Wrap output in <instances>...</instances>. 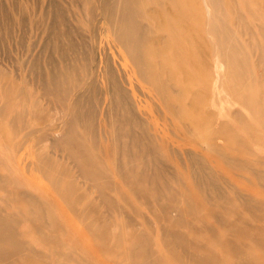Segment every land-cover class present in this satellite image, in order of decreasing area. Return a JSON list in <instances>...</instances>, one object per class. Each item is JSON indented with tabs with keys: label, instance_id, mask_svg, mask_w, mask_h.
<instances>
[{
	"label": "bare ground",
	"instance_id": "6f19581e",
	"mask_svg": "<svg viewBox=\"0 0 264 264\" xmlns=\"http://www.w3.org/2000/svg\"><path fill=\"white\" fill-rule=\"evenodd\" d=\"M72 1L82 12L80 20L86 21V27L73 26L69 17L77 18L58 0L41 3L40 19L32 24L41 28L39 35L43 37L33 60L36 96L57 108L56 116L63 118L61 127L57 125L59 131L52 132V143L56 147L63 144L65 160L60 162V157L52 158L41 148L35 152L32 165L68 210H52L53 195L42 198L34 190L8 191L9 183L15 180L11 171L18 175L16 169L20 168L3 158L10 168L9 173L0 174V190L4 192L0 197L4 204L0 203V264H89L88 260L104 264L92 254L94 251L84 249L86 240L73 228L68 213L83 221L87 230L92 227L91 235L99 251L104 252L101 256L114 263L123 259L125 264H263L259 254L258 260L250 259L249 240L255 237L252 249L263 253L264 259V236L247 235L249 227L242 224L250 216V220L264 222V203L249 196L243 205L239 189L224 181L217 167V159L228 157L229 148H221L215 139L219 136L237 143L234 140L241 136L227 122L214 128L217 114L208 108L218 87H224L227 97L239 96L241 104H249L241 93L246 86L242 74L248 71L235 55L238 47L220 39L217 53L216 43L213 48L208 45L203 28L206 15L199 0ZM214 2L220 9L221 0H205L204 5L210 8L211 4L212 8ZM223 16L212 29L215 39L218 33L230 38L229 29L222 28ZM17 23L25 26L23 13H19ZM234 57L238 61L231 63ZM213 58L222 64L219 76L223 82L216 88L209 62ZM263 59L259 50L256 60L263 64ZM17 85V81L3 84L0 120L7 131L21 134L29 127L23 117L27 109L24 104L31 100L32 111L27 112L35 115L37 126L25 131L21 136L24 142L29 137L33 140L38 128L54 122L55 116L48 112V105H39L34 94ZM13 98L20 102L19 110L11 107ZM260 115L264 116V111ZM227 116L242 129L246 120L248 124L252 120L238 111ZM45 134L34 139H49ZM86 144L99 145L97 154L110 159L111 164L105 160L97 166ZM224 166L232 169L236 165ZM152 169L158 172L152 173ZM106 170H112L142 206L146 203L148 219L139 214L142 223L130 224L133 229L129 234L111 215L122 207L110 197L120 192L117 183L106 180ZM91 188L96 196L86 199ZM234 204L241 211L232 216ZM55 215H60V220ZM150 228L158 229L159 245L169 254L170 263L154 256L152 240L146 233ZM257 230L264 232V228ZM65 233L70 241L60 238ZM217 248L227 252L230 259L216 257Z\"/></svg>",
	"mask_w": 264,
	"mask_h": 264
},
{
	"label": "rangeland",
	"instance_id": "374dc122",
	"mask_svg": "<svg viewBox=\"0 0 264 264\" xmlns=\"http://www.w3.org/2000/svg\"><path fill=\"white\" fill-rule=\"evenodd\" d=\"M58 1L59 5L67 8V10H69L68 13H72L74 15V18H77L75 20L69 17L70 23L73 26L77 27L82 24L86 27V21L84 22V20H80V15L83 17L82 12H80V10L76 7V4H74L72 0ZM46 2L47 0H0L1 100L3 99L1 98V94L4 92L3 84L5 82L17 81V88H21L26 92H31L32 94H34L39 105H48L47 100H42L36 96V94L38 93V88L36 86V75L33 70V60L39 53L43 37L39 35V31L41 28L39 26L35 27L34 25H32L34 21H38L40 19L41 3L45 4ZM204 2L205 0H199L201 11L206 15L205 24L203 25L205 31V41L211 48H213L214 43H216L217 53L220 52V49L218 48L221 44V42L219 41L220 39H222L223 42H230L231 44L236 45L238 49L236 48L235 55L239 59H242L243 64L245 65L244 68L246 69V71H248L247 74H242L246 86L242 89L241 93L242 98H247L249 104H241L240 100L238 99L240 98L239 96L233 98L227 97L224 87H218L217 93L213 95L215 97L213 104L211 100H209L208 102V108L210 107L211 110L217 114V118L215 120L216 125L214 126V128L217 129V127H219L218 123L227 122L229 124V127L237 130L241 136L240 140L233 139L234 141H237V143L232 142V139L226 142L224 137L219 136L215 139L216 143L218 144V146H221V148H229V156L225 158H228L226 162L225 159H221L223 156H220L219 158L217 157V160L222 162L221 163L218 161L217 167L224 174H222V176L225 178L223 180L233 185V188H235V190L236 188L239 189L238 192L242 194L240 202L243 205L245 204V198H251L249 196H252V198H255L257 201L261 200L264 203V116L260 115L261 112L264 111V83L262 82L264 75V63L259 64L256 60L259 55V50L261 51V54H264V0H221L222 5L220 9H218L215 2L212 8L211 4L210 8H208L204 5ZM19 13H23L26 23L24 27L19 26V24L17 23ZM84 13L86 14V11H84ZM222 14L224 15V19L222 22L225 23L222 28L225 27L229 29V39L221 37L219 33L217 34V38L215 39L213 34H211L212 29L216 26V23L219 24L221 22ZM42 29L44 30L43 27ZM84 29L85 28H82L81 31H83ZM260 46L262 47L259 48ZM199 58L203 60L202 55L199 56ZM237 61L238 60L236 59V57L231 59V63H235ZM209 62L211 69H214L215 75L212 80V84L216 88V85L219 86V83L223 82V78L219 76L222 72V64L220 63V61L217 62L214 58L213 61ZM197 63H199L201 66L207 67V65H205V63L201 61ZM201 73H206V71L201 69ZM30 101L31 100L27 101L24 104L27 109L25 110L26 113L23 117V123L29 126L26 130H28L30 127L37 126V119L35 118V115H32L31 112H27L28 110L32 111V108H29ZM10 105L13 109L16 110H19L21 107L20 102L15 98L11 99ZM48 108V112L50 113V115L55 116V121H51L46 126L39 127L37 132L38 135L36 133L37 136H34L33 140H30L31 137H29L26 141L21 142V136L24 135L26 130L21 131V134L11 133L9 130L7 131V127L5 126L3 121L0 120V132L2 133L1 136L4 137L3 139L0 138V145L3 146L2 152L0 151V174L4 175L8 172L7 169L10 168L8 165V160H12L13 163L17 165L19 164L18 166L22 170L16 169L18 175L14 174L11 171V177L15 180L9 183V187L7 188L8 191H12L13 189H27L29 191L34 190V193L42 198L47 197V194H49V196H56L53 203H50L51 209H54L55 211L57 208V210L61 212L64 209L65 211L68 210L66 208L67 204L59 195L55 194V192L51 190L52 188L50 187L48 181L44 177H42L41 174H39V172L35 170L34 166L32 165V163L35 161V152H37L41 148L47 155L49 154L50 157H60L59 161L65 162V160L62 159L63 152H61L63 144H59L58 147H56L57 145H53L52 143V132L53 130L59 131L57 125L61 127L60 124H62L63 118L56 116V111H59L57 108L56 110L53 109L50 104L48 105ZM233 111H238L242 113V115H249L252 119L249 120V124L252 126L248 124L247 120L245 129H242V126L239 127L237 124H235L233 122L234 119L230 116H227L228 113ZM35 131H37V129ZM45 133H48L49 139L45 138L40 142L34 139L38 136L43 138L46 137ZM3 144H5L6 146ZM86 145L88 149L92 151L89 156H91L92 158L95 156L94 159L96 160L97 166L101 165V163H104L105 160L107 161V164H111L110 159L107 160L105 157L103 159L101 157L103 156L101 153L100 155L97 154L96 151L98 150V147H100L99 145H96L95 147H91L88 144ZM185 146V149L189 150L188 148L190 147L188 146V144H185ZM3 158L9 159L6 161ZM213 159L216 161V157H214ZM223 163L227 167L230 164H234L236 166H234V168L232 169H226ZM22 164L25 166H23ZM26 166H28V168H25ZM151 171L152 173L158 172V170H155V172H153V169ZM105 174L106 180H109L114 184L117 183L116 185L118 187L120 195L116 196V194H111L110 197L122 208H120V211L118 213L114 211V215L111 211V215L114 217V219L112 218V216L107 217V213L104 214L108 219L115 220L116 225L122 226V231H124L126 234H129L133 229V226H131L130 224L134 225L136 223H142L141 217L138 216L139 214H142L146 219H148L147 216H149V213L144 208V206H146V203L143 201L144 204L142 206L141 202L138 199L133 198L127 192L126 185L119 180L117 175L112 170H106ZM23 175L25 178L23 177ZM28 184L32 185L33 188L30 189V187H28ZM36 185H38L40 188L38 189ZM3 195L4 192L0 190V197ZM95 196V192H92L91 188V191L86 194V199H93ZM204 201L206 200L204 199ZM0 203L4 205L1 201ZM6 203L13 204L14 202L12 200H7ZM15 203L20 204L17 200H15ZM133 209L135 211H132ZM123 211L124 213L120 215ZM239 211H241L239 207L234 204V206H232L231 208L230 213L232 216H234L235 214L240 213ZM173 214L174 213L171 212L169 215L172 217ZM68 215V220L72 224L73 228L78 229V233L84 237V241L86 240L84 249L88 248L94 251L92 254L96 257H99V259H102V262L104 264H125V262H123V259H118L116 263H114L113 261H110L101 256V253L104 252L99 251L97 242L91 235L92 227L90 226L88 228L89 230H87L85 228V225L83 224L84 222L77 218L76 215L74 216L71 213H68ZM55 216L58 220H60V215ZM250 219L247 223L242 224L245 227H249V229L245 231L247 235L260 233L262 235L259 234L258 236L263 237L264 232L261 233L257 229H263L264 227H262V224H264V222ZM250 224H253L254 228H252ZM93 225L94 224H92V226ZM138 226L142 227L141 224ZM146 233L147 236L152 240V249H154V253L156 254L154 256L164 259L165 262L166 260H168V262L170 263L171 258L169 257V254L165 252L159 245L161 241H159L158 239V229L152 230V228H150L149 231H146ZM66 234L67 233L62 235L60 234V238L62 240L65 239L70 241L71 239ZM66 237H68V239ZM254 238L255 237L250 238L249 240L250 259H257L256 254H259L258 258L264 260L262 258L263 253H259V251L252 249V247L255 248V246L252 245L253 243H251V240ZM126 244L131 245V242H126ZM211 249L213 251V245ZM227 249L232 250L230 247H227ZM73 250L78 253L84 252L77 251L75 249ZM214 254L216 257L223 261L230 259V255H228L227 252H224V250H222L221 248L215 249ZM88 259L90 258H87V260ZM88 263L93 264L92 261L89 260ZM172 264L176 263L173 262Z\"/></svg>",
	"mask_w": 264,
	"mask_h": 264
}]
</instances>
